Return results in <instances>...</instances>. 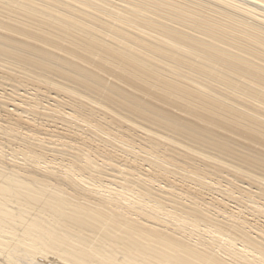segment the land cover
I'll list each match as a JSON object with an SVG mask.
<instances>
[{"label": "bare ground", "instance_id": "1", "mask_svg": "<svg viewBox=\"0 0 264 264\" xmlns=\"http://www.w3.org/2000/svg\"><path fill=\"white\" fill-rule=\"evenodd\" d=\"M0 13L35 28L0 29V62L47 66L185 137L143 129L49 71L31 88L4 73L0 137L17 149L8 160L0 148V264H264V177L249 170L264 160V0H0ZM236 146L255 153L247 169L209 153Z\"/></svg>", "mask_w": 264, "mask_h": 264}, {"label": "rangeland", "instance_id": "2", "mask_svg": "<svg viewBox=\"0 0 264 264\" xmlns=\"http://www.w3.org/2000/svg\"><path fill=\"white\" fill-rule=\"evenodd\" d=\"M7 3V2H6ZM6 27V30L7 31H13L15 33H21L22 31H34V27L32 26V24L28 21H26L25 18L23 17H19L18 16H15V15H6V14H3V13H0V29ZM37 35L39 36H43L45 37V35L41 32H37ZM54 40V39H53ZM62 43L61 41H59L58 39L56 40V43L57 45L59 46V48L66 52H70L71 51V56L73 57V59L75 58V56L77 55L75 53V49L71 46H67L65 44V48H62V46L60 44H58V42ZM51 47L54 49L55 46H52ZM2 59V58H0ZM4 63L3 65H0V83H4L6 86H8V82L4 81L3 80V77H4V73H9V70H14L15 71V74L16 76H20V78H23V79H26V81H28V86L30 84H33V85H36V86H40V85H44L45 84V81L47 80L44 76V73H46V71H49L48 73H50L51 75H53L52 79L54 80L55 84L57 86H60V87H63V88H70L71 85L75 87V90L77 92H79L80 94H82L83 96H90V97H93V95L96 97L95 99L97 101H100L102 102L103 104L107 105V106H110L112 108H114L115 110L121 112V113H124L126 114L127 116L130 117V120L132 121H135L137 123H139L142 127H144L143 129H150V130H154L158 133H161V134H165L167 136H170L172 138H175L177 139V137H179V139H181L182 137H184V135L182 133H179L178 131H175V129L171 130V132L169 130H165V129H162L152 123H150L149 121H143V120H140L136 117L135 115V111L127 108V107H123L122 105L118 104V103H114V102H110L106 99H102L101 95L98 93V91L95 90V88H92L91 86H84V88H80V87H77L75 86V84L72 83V81L70 80V78L66 75H62L60 78L59 77V72L56 73L55 71H51L50 72V69L47 67V66H28L27 63H26V60L25 59H21V58H18V57H13V56H8L4 59V61L0 62V64ZM44 68V69H42ZM58 68L60 69V65L58 66ZM66 70H69L71 72H75L74 69H71L69 67H66ZM77 73V74H76ZM75 74L76 75H81L79 74V72H76ZM106 78L108 80H118L124 84H128L130 88H133V89H139V88H143L144 89H147L148 92L150 93V91H155V92H159L156 85H152V86H149V85H146L145 83H143L141 80H132L130 79V77H122V76H119L117 77L114 74L110 73L109 71H106ZM42 82L43 81V84H40L38 82ZM51 81V80H49ZM22 84L24 85V83L22 82ZM40 84V85H38ZM11 86H15V87H19V88H26V86H16V85H13V84H9ZM94 87H96L97 85L94 84L93 85ZM1 87V86H0ZM31 88V87H29ZM100 89L102 90H110V85H105L103 86L102 84L99 86ZM97 88V89H99ZM1 90V89H0ZM9 90V89H8ZM8 94H12V92L9 90ZM2 92V91H1ZM28 92L32 93L31 90H29ZM20 93H22V91H20ZM143 94H146L145 92H142ZM161 93V92H159ZM162 94V93H161ZM7 95V94H5ZM14 94H12L13 96ZM8 96V95H7ZM11 96V97H12ZM9 97V98H11ZM94 98V97H93ZM164 98L166 99H171L170 96H164ZM166 101V100H165ZM126 102V101H125ZM167 102V101H166ZM127 103V102H126ZM130 105V104H129ZM186 105H189L188 104V101H186L185 99H183V101H180L179 102V106L176 107V109L178 110V112L180 113V118L178 119L179 123L180 124H183L185 122V118L184 117H187L188 114H190L192 111H186L185 110V106ZM181 106V107H180ZM132 107V109L136 110V111H144V112H147L149 114L152 115L153 113V110L152 109H148L145 107V105L143 103H138V104H133V105H130V108ZM66 111V110H65ZM204 117L208 120H212L213 122L215 123H218L219 125H224V126H229V125H232L231 122H229V120L225 117H221L219 116L218 113L216 112H205V115ZM208 117V118H207ZM70 123L72 125H75V119L74 121H72V119L70 120ZM200 123L204 124L206 123L205 121H200ZM8 125V124H6ZM176 128V127H175ZM231 128V132L232 133H239L238 129L234 128V126L230 127ZM186 133L187 131L184 130ZM201 132H205V131H201ZM1 136V135H0ZM239 137V135H238ZM218 140V138L216 139ZM254 139L250 138L248 142H252ZM194 143H195V137L193 139ZM247 141V140H246ZM208 142H211V141H208ZM0 143H4L0 146V148H2L5 153H6V158L9 160V159H12L13 157L11 156V154L13 153L14 154V151L17 149L16 148V145L15 144H5V139L0 137ZM213 143V142H212ZM206 149H209V145L210 144H202ZM53 147V146H52ZM234 150H229V151H220L218 149H213V150H210L209 153L212 157L214 158H218V159H222L224 160L227 164L229 165H234L238 168H246L249 167L248 165V160H249V157L252 158L253 157V154H255L252 150H249V149H245V147H240V146H236L235 148H233ZM206 151V150H205ZM103 153V151H102ZM113 164L117 165V167L119 166V164L117 162H115L113 160ZM258 164V165H257ZM251 167H249V170L256 174V175H259V176H262L264 177V160L260 163H257ZM144 168H148L147 165L144 166ZM205 178L211 180L212 183L215 184V187L216 185L221 187V188H225V187H228L230 189H233L231 186H230V180H226L224 179L223 177H219L217 175H206ZM148 179V178H147ZM100 178H96L94 179L95 182H93L97 188H99L101 186L100 182H99ZM160 179L158 180V182H156L155 185H157L159 183ZM235 183V182H234ZM164 185V184H163ZM234 190V189H233Z\"/></svg>", "mask_w": 264, "mask_h": 264}]
</instances>
